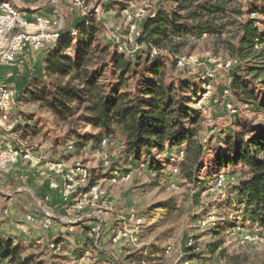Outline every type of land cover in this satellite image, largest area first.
Instances as JSON below:
<instances>
[{
    "label": "trees",
    "instance_id": "1",
    "mask_svg": "<svg viewBox=\"0 0 264 264\" xmlns=\"http://www.w3.org/2000/svg\"><path fill=\"white\" fill-rule=\"evenodd\" d=\"M148 1L152 3L153 17L141 23L142 31L136 38L140 50L130 55L117 51L109 38L99 35L102 22H97L94 15L74 24L72 16L65 15L59 40L44 50L41 76L26 90H18L16 97L20 92L27 95L26 101L36 104L55 124L64 127V136L58 143L70 141L74 151L90 142L95 149L104 138L114 136L119 137L126 161H137L143 155L153 161L152 152L174 150L182 155L179 178L196 186L210 183L209 175L216 178L220 170L228 169L226 178L237 175L230 193L242 220L261 232L264 33L256 18L250 16L257 8L246 11L238 0ZM112 3L108 2L105 10L113 7ZM200 40L207 42L214 55L233 62L228 83L219 88L226 99L221 102L226 110L222 128L210 138L201 137L203 117L192 108L201 92L198 76L192 78L175 71L176 59L185 56ZM152 48L162 53L150 57ZM211 97L212 94L207 101ZM228 105L233 113L228 111ZM85 128L94 130L95 136L80 135ZM213 141L216 144L212 145ZM159 166L154 162L150 167L155 170ZM94 183L91 178L90 184ZM160 205L159 210L173 207L170 203ZM212 234L216 236L217 231ZM187 242L189 261L215 259L238 264L236 256L227 254L221 239L209 244L204 254H196L194 246ZM0 264L40 263H35L32 256L23 258L11 238L0 237Z\"/></svg>",
    "mask_w": 264,
    "mask_h": 264
},
{
    "label": "rangeland",
    "instance_id": "2",
    "mask_svg": "<svg viewBox=\"0 0 264 264\" xmlns=\"http://www.w3.org/2000/svg\"><path fill=\"white\" fill-rule=\"evenodd\" d=\"M85 1L90 8L98 7L99 9L94 16L97 22H102L99 35L114 42L116 40L112 38L113 36L118 37V42H122L126 33L127 24L120 8L124 6V8L132 9L143 8L148 2V0ZM108 2L115 4L112 3L113 7L105 10ZM238 2L246 11L257 8L252 18H256L260 31L264 33V0H238ZM68 3V0H58L61 15L65 17L72 9L77 13L76 19L82 18L79 11ZM42 55V52L33 54L36 66ZM184 55L193 57L194 62L187 65L185 70L176 69L177 74L195 78L204 70H210L215 75L211 99L204 103L203 109H197L204 122L201 137L210 138L219 132L223 124L226 110L222 109L221 102L226 99L220 95L219 88L228 83L230 72L233 71V62L225 56L214 55L204 40L198 41L194 48ZM37 73L36 68L27 69L26 67L21 70L18 73L21 76L15 82L16 90H26L37 78ZM26 77L29 80H26ZM199 91L200 88L197 90V95ZM26 96L24 97L20 92L18 98L14 97L9 116L14 124L15 139L27 146H32L37 155L32 162L20 164L16 168L0 173V192L3 195L0 197V237L11 238L20 249L23 258L32 256L34 262L40 264H78L79 257L87 251L90 259L87 264H104L108 259V254L95 249V236L90 234L88 227L83 228L81 224L68 227L59 221V218L66 214L68 207L63 209L64 213H62L61 208L58 209V204L52 205L53 201L49 196L51 194L48 193L43 197H35L37 200L31 197L36 194L35 186L38 183L35 179H42L38 175L33 176L35 169L37 170L41 165V161L64 160L68 164L79 162L85 165L90 171L92 180H95L105 192L104 200L100 204L106 205L108 211L103 217L98 245L111 248L122 264H143L146 258L148 259L146 261H149L146 264H180L181 259H189L190 250L186 248V241L190 236L196 254H204L209 244L216 239H221L227 254L236 256L238 264H264V230L260 232L263 236L261 243L239 244L240 234L254 231V229L242 220L236 200L230 193L232 184L237 181V175L227 176L219 189L212 186L215 175H209L210 179L207 181L210 183L201 186L189 185L178 176L181 154H177L174 150L170 153L152 152L153 161L152 157L144 155L137 161H126L121 154L122 146L118 136L104 138L105 145L101 147V150L108 157V165L103 166L102 155L98 153L101 142L95 149L91 147L90 142L78 152L74 149L68 151L67 146L72 145L70 141L61 145L58 143L64 136V127L55 124L48 114L38 109L36 104L26 101ZM192 108L195 109L193 105ZM27 125L29 127H26ZM79 134L95 136L96 132L85 128L81 129ZM214 144L216 141L212 142V145ZM154 162L160 164L155 170L150 167ZM205 166L208 168L210 165ZM174 169L176 172L173 171ZM204 170H206L205 167ZM227 170L222 169L219 172L225 174ZM121 172H130V180L125 184L112 185L110 183L112 175ZM30 173L33 176L32 179H29ZM170 183H174L176 188L169 187ZM195 196H197V203H194ZM21 199L28 200L33 206L28 207ZM38 200L40 202L37 204ZM166 203L173 205L171 210L158 209L160 204ZM40 207L48 210L55 218L46 232L33 229L30 233L22 234L16 229L17 222H9L10 220L6 219V216H10V210L22 218L30 212L36 213ZM95 211L96 208H93L88 213ZM130 213L138 214L143 220L140 246L137 248L110 246V235ZM208 213L215 215L216 223L214 226L200 230L197 222ZM213 230L217 231L216 236H213ZM56 237L60 240H53ZM52 242L60 244L58 251L49 248ZM166 246L171 248L169 255L164 254ZM191 261L192 264H225L215 259L199 263L195 260Z\"/></svg>",
    "mask_w": 264,
    "mask_h": 264
},
{
    "label": "built area",
    "instance_id": "3",
    "mask_svg": "<svg viewBox=\"0 0 264 264\" xmlns=\"http://www.w3.org/2000/svg\"><path fill=\"white\" fill-rule=\"evenodd\" d=\"M71 4L79 11L82 17L94 15L98 12V7L90 8L85 0H69ZM124 20L126 22V33L123 41L118 42V37L112 43L117 51L125 54H133L139 52L140 47L136 44V38L141 34V23L150 17H153V9L151 4L146 2L143 8L132 9L124 8L122 10ZM255 14H251L254 17ZM64 27V18L62 15L55 16H36L31 21L23 17L8 2L0 1V66L7 67L14 63L18 57L25 51H44L49 46L57 42L60 38L61 31ZM109 31V30H108ZM75 31L71 32L74 35ZM162 52L156 48L149 51L150 57H155ZM194 62L193 57L182 56L176 59L175 67L182 69ZM229 66V64H227ZM226 65V66H227ZM201 83V92L194 102L196 109H203L204 103L211 96L214 88L215 75L210 70H204L198 75ZM28 80V79H27ZM224 94H228L227 89L223 90ZM15 90L6 87L0 83V128L9 132L13 136L14 124L10 121V108L14 101ZM230 113H233L231 105L227 106ZM105 145L102 140L98 153L102 155L103 166L108 165V157L101 150ZM72 149L71 145L67 146V150ZM33 147L27 146L25 143L20 148H12L0 142V173L6 171L20 162L34 161ZM41 169L39 176L46 180L49 188L59 189L62 201L67 204V212L59 221L68 227L89 223V232L93 234L95 249L108 254L105 264H122L118 255L109 247H100V233L104 222V216L107 214L106 205L100 204L104 200L105 192L98 183L90 184L91 174L88 168L79 163L73 162L68 164L64 160H44L41 161ZM176 172V169L173 170ZM58 180H57V179ZM130 180V172L115 173L110 178L112 185L125 184ZM226 180V176L219 173L212 183L213 188H220ZM169 187L176 188L174 183H170ZM96 208L94 213H88L89 210ZM55 218L43 207H40L36 213H28L23 216L21 222L16 223V229L27 234L29 231L37 227L42 231H48L52 226ZM216 217L213 213H208L198 220L197 227L203 230L207 227L214 226ZM143 227L142 218L135 213H130L124 222L114 229L109 237V244L112 247H139L140 235ZM262 234L259 230L243 232L239 236V244H259L262 242ZM188 246L193 245V240L188 239ZM49 248L58 251L60 244L52 242ZM171 248L166 246L164 254L169 255ZM89 253L85 251L78 259V264H87L90 262ZM143 264H146L143 262ZM180 264H192L191 261L181 259Z\"/></svg>",
    "mask_w": 264,
    "mask_h": 264
},
{
    "label": "crops",
    "instance_id": "4",
    "mask_svg": "<svg viewBox=\"0 0 264 264\" xmlns=\"http://www.w3.org/2000/svg\"><path fill=\"white\" fill-rule=\"evenodd\" d=\"M0 1L8 2L23 17H25L26 19H28L30 21L32 19H34L36 16H48V17H50V16L59 15V14L61 15V13H60L61 10H60L59 4H58V0H0ZM69 4L71 5L72 8L74 7L70 1H69L68 5ZM68 14L72 16L73 24L78 22L79 20H81V17H79L78 19L75 18V15H77V13L72 9L70 10V12ZM62 17L64 18L63 15H62ZM109 42H112V41L109 40ZM40 52H42L43 55H42L41 60L38 62V66H36V64H35L36 60L34 59L33 54L34 53L39 54ZM44 61H45L44 51H39V52H34L31 50L25 51L10 66H7V67H1L0 66V83L6 87H9V88L15 90V92H16L17 90L15 88V84H16L15 82L17 81L18 77L21 76V74H18V73H20V71L25 69L26 67H27V69L36 68V70L38 69V73L36 74V76L39 77V76H41V71H42L43 66H44ZM28 64H31V65H28ZM27 79L29 80V78L26 77V80ZM14 97H16V94ZM208 110L210 111L209 108H208ZM11 141H13V142H11ZM0 142L9 146V147H12V148H20V145L24 144L22 141L15 139V133L14 132H13V136H12L9 132H7L1 128H0ZM36 155H37L36 152L33 151V156L35 157ZM23 163H27V162H20L13 167L16 168V166L23 164ZM40 169H41V167L39 165L37 170L35 169L33 176L36 175L35 177H37V175H38V177H40L39 176V170ZM33 176L30 173L29 179ZM35 180L38 183L35 186L36 187V189H35L36 194L34 195V197L33 196H31V197L34 200L35 199L37 200V198H35V197H43L45 194L47 195V193L51 194L49 196H51L50 199L53 201L52 205L58 204V209L61 208V212L64 213L63 209H66L67 204H65L62 201L59 189L49 188L47 181L44 179L36 178ZM40 180H42V181H40ZM0 194H1L0 197H2L3 196L2 193H0ZM21 200L24 201L25 205H27L28 207L33 206V204L31 202H29L28 200H25V199H21ZM39 202L40 201L38 200L37 204ZM9 215L10 216H6V219L7 220L9 219L10 220L9 222L13 221L15 223L21 222L23 220V216H24L23 215L21 218L20 216L15 214L14 211H11V210L9 212ZM89 223L90 222L82 223L81 226L83 228H87V227L89 228ZM33 229L40 230L37 227H34L31 230H33ZM253 229L255 230L256 228H253ZM31 230L29 231V233L31 232ZM40 231H42V230H40ZM53 240H60V239H59V237H56Z\"/></svg>",
    "mask_w": 264,
    "mask_h": 264
}]
</instances>
